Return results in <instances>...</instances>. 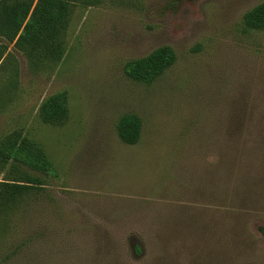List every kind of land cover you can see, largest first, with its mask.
<instances>
[{"label": "rangeland", "instance_id": "1", "mask_svg": "<svg viewBox=\"0 0 264 264\" xmlns=\"http://www.w3.org/2000/svg\"><path fill=\"white\" fill-rule=\"evenodd\" d=\"M262 2L74 0L54 49L0 30V104L14 105L0 145L18 133L51 164H0V182H43L1 216L0 264H264V30L243 21ZM163 46L176 59L161 76L127 77ZM61 92L66 120L43 123ZM125 115L141 121L132 146Z\"/></svg>", "mask_w": 264, "mask_h": 264}, {"label": "trees", "instance_id": "2", "mask_svg": "<svg viewBox=\"0 0 264 264\" xmlns=\"http://www.w3.org/2000/svg\"><path fill=\"white\" fill-rule=\"evenodd\" d=\"M10 0H0L3 12H14L13 16H0V30L10 33L13 45H26L30 49L51 46L54 49L60 31L67 26L69 4L74 0H37L31 11V2L22 3L17 8L7 9ZM29 12H31L27 19ZM244 26L248 30H264V2L247 12ZM10 28V30H9ZM22 31V34H18ZM47 51V50H46ZM51 53L52 51H47ZM175 54L167 46L154 50L147 57L129 62L125 67L128 78L151 83L161 76L175 62ZM40 117L45 124L55 125L66 120L68 114L67 96L64 92L54 94L43 101L39 108ZM141 121L135 115L123 116L117 124L120 140L126 145H135L140 137ZM11 163V168L23 166L40 174H47L51 164L44 153L32 142L21 138L18 133L8 137L0 145V164ZM19 168V167H18ZM42 179L30 175L20 176L19 180L0 182V218L15 207L27 195L43 189Z\"/></svg>", "mask_w": 264, "mask_h": 264}, {"label": "crops", "instance_id": "3", "mask_svg": "<svg viewBox=\"0 0 264 264\" xmlns=\"http://www.w3.org/2000/svg\"><path fill=\"white\" fill-rule=\"evenodd\" d=\"M9 49H10V47H9ZM0 80H2V82L0 83L1 84L0 86H2V84H3V86H6V84L4 82H7L9 80V76H7V77L2 76V79H0ZM5 103H6V105L0 104V119H3V120L8 119L9 120L10 117L8 118V114H9V112H12L14 105H13L12 100L9 101L8 95L5 99Z\"/></svg>", "mask_w": 264, "mask_h": 264}]
</instances>
